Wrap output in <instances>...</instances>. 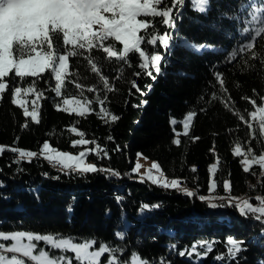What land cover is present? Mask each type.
<instances>
[{
	"label": "trees",
	"instance_id": "obj_1",
	"mask_svg": "<svg viewBox=\"0 0 264 264\" xmlns=\"http://www.w3.org/2000/svg\"><path fill=\"white\" fill-rule=\"evenodd\" d=\"M172 3L173 0H165L160 7H170ZM175 12L179 16L177 19L174 15L175 33L162 26L161 18L155 19L160 34L167 32L170 36L184 38L171 42L167 66L162 68L163 74L156 81L138 67L137 54L120 61L109 60L102 51L93 50L90 55L98 61L102 75L110 80L112 90L106 92L99 75L91 73L86 58H70V71L79 73L72 79L85 89L93 86L97 89L96 93L85 90L83 96L94 101L97 95L104 99L103 106L120 117L115 122L100 118L97 102L93 104L95 111L83 118L58 110L56 105H62L64 97L76 95L80 98L81 92L70 83L63 90L64 97H56L51 91L54 78L51 73H45L37 84L45 92V98L40 101L41 122L37 125L12 103V88L29 84L32 78H25L21 84L14 72L10 74L7 78L10 87L0 99V144L39 152L44 142H50L59 150L78 151L84 146L71 144L80 138L70 131L76 126L85 132L84 138L95 142L88 145L90 148L99 144L108 152L106 158L91 154L88 160L121 175L61 174L39 156L31 162L17 164L18 154L6 149L0 155V181L5 185L0 187V230L6 233L30 230L60 237L71 235L81 241L96 239V247L100 242L118 247L123 252V256L118 257L122 264H131L133 253L149 260L150 264H159L161 257L170 264H191L177 253L201 241L212 243L213 250L199 264H264V224L251 217L245 219L234 209L212 210L207 206L208 201L199 200L200 195H228L222 186L224 180L231 181L232 196H264V173L259 166L245 173L241 163L243 157L233 155L237 143L245 152L249 147L256 155L264 152V136L259 131L258 120L250 121V129L235 114L239 112L250 120L249 113L254 107L249 101L256 99V107L264 102V36L237 61L222 63L232 47L247 42L239 35L243 28L254 31L264 26V0H210L206 13L198 11L193 0H184ZM225 16L232 19L223 18ZM185 41L212 45L215 49L197 52L185 46ZM120 47L117 45L118 49ZM144 47L150 55L157 51L165 53L159 45L155 50L147 45ZM214 71L225 74L233 103L231 110L220 101L207 102V95L204 102L199 100L204 92L210 94L215 90L221 95ZM137 72L140 73L138 77ZM132 80L147 94L142 95L133 88ZM149 85L151 91H148ZM28 98L34 99L33 96ZM144 100L148 101L147 105L142 103ZM191 110L197 111V116L185 136L181 121ZM26 120L29 126L25 129L22 126ZM172 120L177 123L173 125ZM109 136L113 137L111 141L107 139ZM177 138L181 140L180 145L174 143ZM138 153L156 160L167 176L185 181L183 185L195 191L196 197L189 198L177 190L162 189L151 182H140L137 175L131 173ZM217 157L220 160L216 174L218 187L210 192L208 169ZM193 167L196 172L191 171ZM56 176L59 179L52 178ZM30 189L37 190L38 198ZM117 196L123 198L119 203L115 199ZM214 202L219 203L220 199ZM145 203L154 210L142 215L140 209ZM252 203L257 205L258 201L252 199ZM157 204L159 208L154 207ZM117 232L123 233L124 239H118ZM228 238L243 240L242 247L247 249L231 261L227 258ZM169 245H175V250H170ZM198 251L202 253L204 249L198 248ZM217 256L225 259L217 261L214 259Z\"/></svg>",
	"mask_w": 264,
	"mask_h": 264
},
{
	"label": "snow or ice",
	"instance_id": "obj_2",
	"mask_svg": "<svg viewBox=\"0 0 264 264\" xmlns=\"http://www.w3.org/2000/svg\"><path fill=\"white\" fill-rule=\"evenodd\" d=\"M165 0H0V99L9 89L10 85L7 78L14 72V77L19 78L23 84L25 78H32L31 82L25 86H14L12 88V103L22 109L23 116L30 118L35 124L41 122L40 101L45 98V92L38 88V81L45 73H51L54 78V92L56 97H64V89L67 84H74L75 88L80 90L81 96L77 98L72 95L70 98L64 97L62 105L57 104L56 108L64 113L75 114L78 117H86L93 113L94 102L99 107L98 115L105 121H117L120 117L113 115L103 105L104 99H100L99 95L93 99L83 96V92L96 93V87L87 89L80 83H76L72 77L78 76V71H70V58H86L90 66V71L97 74L102 81L104 90L111 91L110 80L107 76L102 75V69L98 66L90 55L93 50L102 51L106 54V58H113L126 61L131 54H137L140 60L138 67L156 81L159 75H162V68L166 67L167 50L171 47L174 39H184L183 37L172 35L167 32L160 34L155 24L156 18H161L162 26L170 28L175 33L176 21L174 15L179 19L175 10L184 4V0H173L170 7L160 8L159 6ZM196 9L202 13H206L210 9V0H193ZM244 9L241 8V12ZM232 19V17H223ZM242 23H246L242 21ZM151 29V31H149ZM247 42H241L238 47H232L229 54L222 61L225 64H231L237 61L238 57L247 54L253 49L254 43L258 38L264 36V26L256 28L254 31L247 27L239 32ZM117 45L121 47L118 49ZM144 45L155 50L159 45L165 53L162 55L158 51L155 54H149L145 50ZM185 46L200 52L204 49H211L207 44L195 45L188 44ZM255 58V52L252 53ZM215 67V65H213ZM155 72V75L153 74ZM135 75L138 77L140 73ZM181 75H184L181 73ZM216 84L219 86L221 95H217L216 91L210 94L204 92L200 95L199 100L204 102L205 95L208 101H220L225 108L231 110L233 107L229 89L226 86L225 74L221 71L213 72ZM211 85V82H209ZM133 88L138 92L141 89L135 80L131 81ZM215 88V85H211ZM151 91V85L147 86ZM142 95L147 93L141 92ZM29 96L34 99L29 100ZM247 99V97H242ZM250 104L254 110L250 111V120H246L244 115L239 112L235 114L239 116V120L244 122L250 129L252 124L250 121H257L259 131L264 136V102L256 107V99H251ZM147 105L148 101L142 102ZM136 107V105H133ZM204 109H201L203 111ZM197 111H188L181 121L183 125V134L186 136L192 126ZM171 123L175 125L176 120ZM27 120L22 126L28 128ZM70 131L78 135L80 138L71 142L72 146H84L85 150L78 154L69 151L59 150L50 142H44L38 151L25 150L21 147H11L7 149L18 154L17 164L21 162H31L33 158L42 157L49 162L50 166L58 169L61 174L75 173L78 176L86 174L102 173L106 176L119 177L121 174L112 168L98 167L96 164L86 163V157L95 154L98 158H106L108 152L99 144L95 148L87 146L95 143L86 139L85 132L79 130L78 127L72 126ZM180 133H177L179 137ZM254 138V137H253ZM109 141L113 137L107 138ZM196 139H199L198 137ZM174 143L180 145L181 140L175 139ZM119 150V149H117ZM6 151L4 145L0 144V154ZM139 155V154H138ZM235 157H243L241 163L243 171L248 173L252 167L259 166L264 173V154L256 155L252 148H248L245 152L241 145L237 143L233 149ZM251 156V158H249ZM219 158L209 167L210 182L209 191H215L218 187L216 174L218 171ZM142 165L137 161L131 169L132 174H137L140 182H151L152 185L159 186L166 190H177L189 198L196 197L195 191L182 188L181 185L185 181L181 179H166L161 172V165L153 163L146 173L141 174ZM17 171H20L18 169ZM191 171L196 172L193 167ZM46 178L48 174H43ZM59 179V176L52 177ZM0 181V187H4ZM228 195L220 197V202H212L215 198L199 196V200L208 201V207L212 210L217 209H234L241 217L247 219L251 217L256 222L264 224V196H256L254 198H240L231 195V181L224 180L222 184ZM255 185L252 188L255 189ZM36 193V189H30ZM7 198V197H5ZM119 203L123 198L115 197ZM252 199L258 201L257 205L252 203ZM159 208L160 205L154 206ZM154 209L147 203L143 204L140 213L151 212ZM71 211V208H69ZM264 234V232H262ZM118 239H124V234L117 232L115 234ZM245 242L240 239L228 238L227 258L229 261L237 258L238 254L247 249L242 247ZM96 239L78 240L73 236L60 237L53 234H36L33 231H11L4 232L0 230V264H122L118 257L123 256V252L115 246H110L106 242H100L96 247ZM170 250H175V245L168 246ZM198 248L204 249L201 253ZM213 250L212 243L201 241L199 244L194 243L190 248L180 250L177 254L181 258H187L191 264H199V261L206 259ZM8 253L10 255H5ZM195 257L196 259H192ZM217 261L224 260V256H217ZM131 264H150L147 259H140L138 254L133 253ZM159 264H170L163 257L160 258Z\"/></svg>",
	"mask_w": 264,
	"mask_h": 264
},
{
	"label": "rangeland",
	"instance_id": "obj_3",
	"mask_svg": "<svg viewBox=\"0 0 264 264\" xmlns=\"http://www.w3.org/2000/svg\"><path fill=\"white\" fill-rule=\"evenodd\" d=\"M160 7V6H159ZM160 8H162V7H160ZM195 45H201V44H195ZM208 45V44H207ZM209 46H211V49H215L214 48V46H212V45H209ZM80 147H82V146H80ZM5 148L6 149H9L8 147H6L5 146ZM88 148H90L89 146H88ZM85 150V148H81V149H79L78 151H70V150H63V151H69V152H72L73 154H78L80 151H84ZM139 154V155H138ZM138 154H136L137 155V157H136V160H135V163H137V161L142 165V167H141V169H140V173L141 174H143V173H146L147 172V170L151 167V165L153 164V163H158L156 160H154V159H151V158H149L148 156H146V155H144V154H142V153H138ZM262 154H264V152L262 153ZM1 155V154H0ZM249 158H251V157H249ZM243 159V158H242ZM85 162L86 163H90V164H95L93 161H90V160H88V158L86 157V160H85ZM215 162H216V160H215ZM214 162V163H215ZM135 165V164H134ZM255 166V165H254ZM161 172L163 173V175H164V177L166 178V179H169V180H171V179H176V178H173V177H169V176H167L162 170H161ZM135 175H137V174H135ZM137 177H138V175H137ZM181 187L182 188H187L188 190H191L192 191V189L190 188H188L187 187V185H181ZM210 197H213V198H215L212 202H214L215 200H219L220 199V197H216V196H210ZM242 199L243 198H245V197H241ZM140 258V257H139Z\"/></svg>",
	"mask_w": 264,
	"mask_h": 264
},
{
	"label": "bare ground",
	"instance_id": "obj_4",
	"mask_svg": "<svg viewBox=\"0 0 264 264\" xmlns=\"http://www.w3.org/2000/svg\"><path fill=\"white\" fill-rule=\"evenodd\" d=\"M241 198V197H240ZM246 198V197H245Z\"/></svg>",
	"mask_w": 264,
	"mask_h": 264
}]
</instances>
